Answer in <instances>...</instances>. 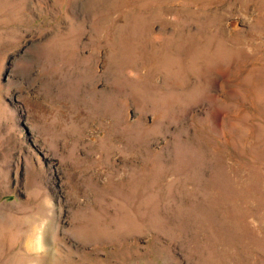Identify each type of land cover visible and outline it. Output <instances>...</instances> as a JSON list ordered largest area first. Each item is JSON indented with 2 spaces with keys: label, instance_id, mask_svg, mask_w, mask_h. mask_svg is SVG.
Listing matches in <instances>:
<instances>
[{
  "label": "rangeland",
  "instance_id": "374dc122",
  "mask_svg": "<svg viewBox=\"0 0 264 264\" xmlns=\"http://www.w3.org/2000/svg\"><path fill=\"white\" fill-rule=\"evenodd\" d=\"M0 264H264V0H0Z\"/></svg>",
  "mask_w": 264,
  "mask_h": 264
}]
</instances>
